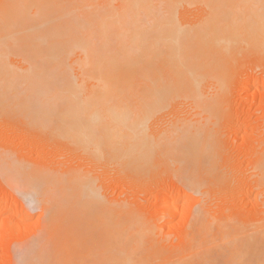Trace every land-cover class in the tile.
I'll return each mask as SVG.
<instances>
[{"label": "bare ground", "instance_id": "1", "mask_svg": "<svg viewBox=\"0 0 264 264\" xmlns=\"http://www.w3.org/2000/svg\"><path fill=\"white\" fill-rule=\"evenodd\" d=\"M17 52L21 67L8 63ZM245 58L264 67V0H0L1 112L102 153L126 176L150 179L163 165L187 191L172 201L194 206L183 212L184 248L172 251L140 211L100 198L91 176H74V208L59 209L92 230L98 221L99 233L75 236L65 253L43 238L15 264H264V213L246 222L212 208V191L228 180L218 114ZM176 100L189 115L183 108V119L153 125ZM256 155L252 177L264 199V140ZM53 191L41 202L55 220ZM164 202L161 219L172 220Z\"/></svg>", "mask_w": 264, "mask_h": 264}, {"label": "rangeland", "instance_id": "2", "mask_svg": "<svg viewBox=\"0 0 264 264\" xmlns=\"http://www.w3.org/2000/svg\"><path fill=\"white\" fill-rule=\"evenodd\" d=\"M22 59L20 52H17L11 56L8 63L21 67L24 62ZM248 59L250 58L247 60L245 58L244 63H238L237 66L235 65V70H232V73L235 72V76L232 75L233 79H230L227 84V95L223 99L220 109L221 116L218 114L220 124L217 127L218 130L221 127L222 131L219 133L222 135V141L220 140L218 148L220 154L217 152V155H220L218 165L220 164L219 167L223 169L225 176L228 174L226 176L228 180L222 182L221 186L210 183V186L216 187L214 190L212 189L211 194L213 195L212 208L215 209V214L224 219L233 217L246 222L258 220L264 215V199L256 188L255 178L252 177V170L257 159L256 154L264 140V83L255 84L254 78L264 75V67H256L257 65L253 62L257 63V61L252 58ZM180 103L177 101L173 106L170 103L171 107L168 106L163 110L164 112L162 111L161 114L159 113L160 115L153 118V125L164 123V121L166 123L168 120L172 122V117H176L178 112L182 114L183 108L189 109ZM10 113L0 110V206L4 207L3 211H0V264H15L16 256L18 253L20 254V251L24 252L33 248L43 240L48 241V248L51 247L54 252L64 251L63 253H65L68 252L66 249L72 247L71 239L75 236L85 237L87 235L86 237H89L99 233L100 228L95 229L99 227L96 226L99 225L98 221H95L97 223H95V228L92 225V230L88 220L86 221L84 218L85 220L79 223L80 220L71 212H74L72 210L75 203L73 197L76 195L74 176H91L94 180L89 178L87 181L85 179V183L90 180L94 181L95 183L91 184L92 189H99V191L95 190L101 194L100 198L105 195L109 201H113H110L112 204L123 203L122 205L126 207L129 205L128 207L132 206L131 209L140 211V215L143 214V218L140 217L143 219L141 221L162 229L158 230V234H161L159 238L162 237L163 241L167 240V242L162 243V241L161 244L170 246V250L175 251L177 245L184 248L182 240L187 230L188 220L187 214L184 215L183 212H189L194 206L183 205L180 200L172 201V197L178 195L185 198L187 191L185 192L180 187L177 178L173 176V173L171 174L163 168V165L159 169H155L157 176L153 174L154 177L150 178L151 180L147 179L150 175L146 176L147 178L145 176V178L126 176L119 173L115 164L106 156L103 157L102 153H93L84 145H76L68 138L63 139L55 134L52 135L48 130L30 127L31 125L27 124L24 117ZM187 115L189 112L185 116ZM177 117L178 120L183 119L182 116L178 115ZM175 120L177 121V118ZM219 159L217 158V160ZM10 164L20 173H14L16 171L12 172L11 169L9 171L8 169L12 167ZM143 178L146 180H142ZM52 190H55L52 193L53 195L56 193V195H50L57 197V218L55 220L44 209L45 204L49 205L50 201L47 197H50L48 194ZM65 194L69 196L66 197ZM42 200H45L46 203L41 202ZM164 200L173 206L177 215L172 220L161 219L164 216L163 210L160 211L166 203ZM195 200H197L196 197ZM43 203L45 204L42 205ZM62 204L69 205L68 208L72 207L71 211L66 209V206H62L63 210L59 209ZM97 212L99 213V211ZM50 217L52 221L57 219L54 223L56 226L49 223L51 222L48 219ZM255 217L256 219H254ZM81 227L85 230H82ZM162 239L160 238V240ZM165 246L162 245L161 250ZM169 248L166 251H169Z\"/></svg>", "mask_w": 264, "mask_h": 264}]
</instances>
